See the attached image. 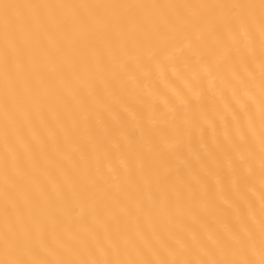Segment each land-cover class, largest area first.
I'll return each instance as SVG.
<instances>
[{"label": "bare ground", "instance_id": "1", "mask_svg": "<svg viewBox=\"0 0 264 264\" xmlns=\"http://www.w3.org/2000/svg\"><path fill=\"white\" fill-rule=\"evenodd\" d=\"M0 264H264V0H0Z\"/></svg>", "mask_w": 264, "mask_h": 264}]
</instances>
